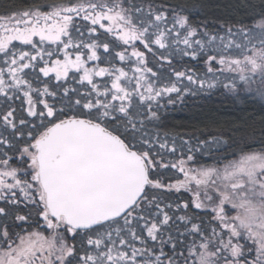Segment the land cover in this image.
Wrapping results in <instances>:
<instances>
[{
  "label": "snow or ice",
  "instance_id": "6c2138e0",
  "mask_svg": "<svg viewBox=\"0 0 264 264\" xmlns=\"http://www.w3.org/2000/svg\"><path fill=\"white\" fill-rule=\"evenodd\" d=\"M246 3L218 27L190 22L203 0L0 11V264H264V0ZM217 89L257 110L161 133ZM244 128L259 148L230 151Z\"/></svg>",
  "mask_w": 264,
  "mask_h": 264
},
{
  "label": "trees",
  "instance_id": "16d2710c",
  "mask_svg": "<svg viewBox=\"0 0 264 264\" xmlns=\"http://www.w3.org/2000/svg\"><path fill=\"white\" fill-rule=\"evenodd\" d=\"M253 4H258L259 0H250ZM12 0H0V11L7 8ZM205 7L194 14L191 18L193 26H202L207 23L210 27L227 25L235 20L241 19L250 14L246 11V0H203ZM166 103V101H164ZM257 106L251 101L243 98H234L226 94L223 89H217L210 94H201L196 97H187L183 103L177 102L162 110L161 133L185 134L191 133L196 128H202L204 123L212 120L221 124L235 120L240 115L254 113ZM251 123V122H250ZM259 136V116L253 125ZM238 147L230 151H238L246 144L259 148V143H253L251 129L244 128L239 132H232Z\"/></svg>",
  "mask_w": 264,
  "mask_h": 264
}]
</instances>
